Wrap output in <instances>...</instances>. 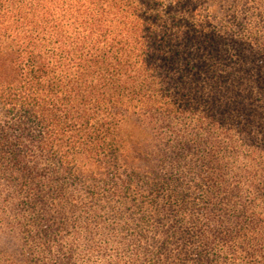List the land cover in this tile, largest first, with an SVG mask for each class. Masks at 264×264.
I'll use <instances>...</instances> for the list:
<instances>
[{
    "label": "trees",
    "instance_id": "trees-1",
    "mask_svg": "<svg viewBox=\"0 0 264 264\" xmlns=\"http://www.w3.org/2000/svg\"><path fill=\"white\" fill-rule=\"evenodd\" d=\"M237 1L0 0V264H264V6Z\"/></svg>",
    "mask_w": 264,
    "mask_h": 264
},
{
    "label": "rangeland",
    "instance_id": "rangeland-1",
    "mask_svg": "<svg viewBox=\"0 0 264 264\" xmlns=\"http://www.w3.org/2000/svg\"><path fill=\"white\" fill-rule=\"evenodd\" d=\"M262 1H263V6H264V0ZM233 6L236 8V11L240 13L241 16H244V12L246 9L252 7V5H250L247 0H238L237 2H235ZM251 11H253V9ZM263 15H264V12H263Z\"/></svg>",
    "mask_w": 264,
    "mask_h": 264
}]
</instances>
